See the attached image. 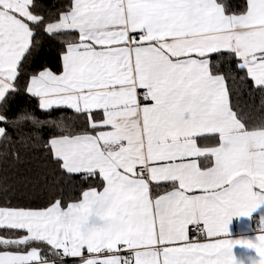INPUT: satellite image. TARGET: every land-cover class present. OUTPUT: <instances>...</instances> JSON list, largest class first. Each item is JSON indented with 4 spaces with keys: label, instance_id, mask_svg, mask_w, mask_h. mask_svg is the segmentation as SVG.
<instances>
[{
    "label": "snow or ice",
    "instance_id": "6c2138e0",
    "mask_svg": "<svg viewBox=\"0 0 264 264\" xmlns=\"http://www.w3.org/2000/svg\"><path fill=\"white\" fill-rule=\"evenodd\" d=\"M261 206L264 0H0V264H264Z\"/></svg>",
    "mask_w": 264,
    "mask_h": 264
},
{
    "label": "crops",
    "instance_id": "0c3cea01",
    "mask_svg": "<svg viewBox=\"0 0 264 264\" xmlns=\"http://www.w3.org/2000/svg\"><path fill=\"white\" fill-rule=\"evenodd\" d=\"M261 215H264V206L253 212L251 217H233L228 226L229 238L234 240L250 239L254 241L258 234L257 225L259 224ZM254 218H257L258 221L254 222ZM233 254L237 261L242 262V264H251L250 258L259 259L254 249H248L242 245H235Z\"/></svg>",
    "mask_w": 264,
    "mask_h": 264
},
{
    "label": "trees",
    "instance_id": "16d2710c",
    "mask_svg": "<svg viewBox=\"0 0 264 264\" xmlns=\"http://www.w3.org/2000/svg\"><path fill=\"white\" fill-rule=\"evenodd\" d=\"M48 2H51V0H48ZM18 99H19V102L23 101V98H18Z\"/></svg>",
    "mask_w": 264,
    "mask_h": 264
},
{
    "label": "built area",
    "instance_id": "2783aa9c",
    "mask_svg": "<svg viewBox=\"0 0 264 264\" xmlns=\"http://www.w3.org/2000/svg\"><path fill=\"white\" fill-rule=\"evenodd\" d=\"M258 221V219L257 218H254V222H257Z\"/></svg>",
    "mask_w": 264,
    "mask_h": 264
}]
</instances>
